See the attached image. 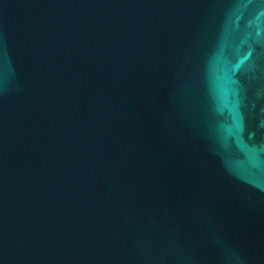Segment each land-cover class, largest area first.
I'll return each instance as SVG.
<instances>
[{"label": "water", "instance_id": "95a60500", "mask_svg": "<svg viewBox=\"0 0 264 264\" xmlns=\"http://www.w3.org/2000/svg\"><path fill=\"white\" fill-rule=\"evenodd\" d=\"M0 264H264V0H0Z\"/></svg>", "mask_w": 264, "mask_h": 264}]
</instances>
